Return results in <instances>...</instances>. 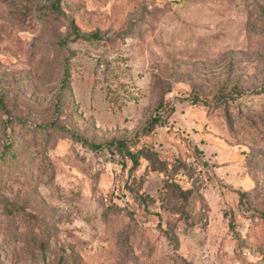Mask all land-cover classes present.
Segmentation results:
<instances>
[{"label": "rangeland", "instance_id": "374dc122", "mask_svg": "<svg viewBox=\"0 0 264 264\" xmlns=\"http://www.w3.org/2000/svg\"><path fill=\"white\" fill-rule=\"evenodd\" d=\"M54 2L0 0V264H264V0Z\"/></svg>", "mask_w": 264, "mask_h": 264}, {"label": "trees", "instance_id": "16d2710c", "mask_svg": "<svg viewBox=\"0 0 264 264\" xmlns=\"http://www.w3.org/2000/svg\"><path fill=\"white\" fill-rule=\"evenodd\" d=\"M61 2L62 0H55V2L53 3V8L55 10H60L61 8ZM71 29H72V34L74 35V39L75 40H82V41H100L102 38L99 34H92V35H85L82 34L79 30V28L73 23L71 25ZM70 82H71V70H70V65L68 62H66L65 68H64V76H63V80H62V84L60 87V91L58 92V104L61 103V100L63 101L64 95H66V93H69L71 88H70ZM264 90V89H263ZM258 94L264 93V92H257ZM0 108L2 109H6V102H5V97L3 95L0 94ZM164 121V118L160 115L155 117L154 119H152L150 121V124L148 125L147 129L145 130V133H149L151 132L153 129H155L156 126L162 124ZM50 127H55V125H51ZM46 127H37L36 130L43 132L45 131ZM59 131L70 135L72 138L76 139L77 141H80L82 143H85L84 140H82L78 135L70 132L68 129L64 128V127H57ZM49 129V128H48ZM87 144V143H86ZM128 141H118L116 143H112L110 145H107V148L111 149L110 152L111 153H118L119 155H121V157L127 158V160H131V162L133 163V168H137L140 165V159L141 157L146 159L148 162H150L152 165H155V162L158 161V156L155 153H151V152H144V151H140L137 153H134L132 151H130L128 149ZM11 145L9 144L6 146V150L8 152H10V157L9 159H13L15 160L17 157V154L15 153V151L11 150ZM113 147H116V150H112ZM91 148L94 151H101L102 146L96 145V144H91ZM145 155V156H143ZM246 193L242 194V197H245ZM61 264V263H59Z\"/></svg>", "mask_w": 264, "mask_h": 264}]
</instances>
